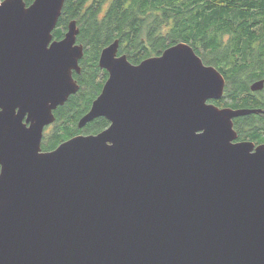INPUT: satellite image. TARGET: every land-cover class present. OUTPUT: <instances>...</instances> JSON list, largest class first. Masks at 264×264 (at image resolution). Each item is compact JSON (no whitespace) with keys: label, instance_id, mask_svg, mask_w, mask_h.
I'll return each mask as SVG.
<instances>
[{"label":"water","instance_id":"95a60500","mask_svg":"<svg viewBox=\"0 0 264 264\" xmlns=\"http://www.w3.org/2000/svg\"><path fill=\"white\" fill-rule=\"evenodd\" d=\"M64 2H0V264H264V144L233 127L264 110L209 103L225 79L189 45L136 65L105 47L77 127H108L42 152L79 90L77 22L52 41Z\"/></svg>","mask_w":264,"mask_h":264},{"label":"trees","instance_id":"16d2710c","mask_svg":"<svg viewBox=\"0 0 264 264\" xmlns=\"http://www.w3.org/2000/svg\"><path fill=\"white\" fill-rule=\"evenodd\" d=\"M24 1L29 6L34 0ZM72 20L79 28L78 44L85 54L96 52V58L116 40L119 54L125 53L135 65L185 43L225 79L223 96L213 102L215 106L264 110V96L249 89L250 84L264 80V0H65L55 39L63 37ZM84 59L79 65L82 75H74L75 80L79 78V90L54 111L55 122L44 137L43 152L78 134H97L109 125L97 118L83 130L77 127L103 85L99 69L93 79H84L88 66ZM84 92L90 97L82 108ZM233 127L238 141L264 144V116L235 119Z\"/></svg>","mask_w":264,"mask_h":264},{"label":"rangeland","instance_id":"374dc122","mask_svg":"<svg viewBox=\"0 0 264 264\" xmlns=\"http://www.w3.org/2000/svg\"><path fill=\"white\" fill-rule=\"evenodd\" d=\"M123 55H126V54L123 53ZM96 57H97V54L94 51L88 52V54L85 55V59L83 60V63H88L87 69L84 72V79L85 80H91V79H93V76H95L97 74V72H98V67H97V59L98 58H96ZM98 76H99V78H101V72L99 73ZM92 89H94V88H92ZM91 92H92V90H91ZM259 93H261V95L264 96V91H261ZM84 96H85V98L82 99V103H81V107L82 108H84V106L86 104V100H88L89 97H90V95L88 97H86L87 96V93L86 92H84ZM51 128H52V126H48L47 130L44 129V131H43V137L46 135V133L48 131L51 130Z\"/></svg>","mask_w":264,"mask_h":264},{"label":"flooded vegetation","instance_id":"af4514ba","mask_svg":"<svg viewBox=\"0 0 264 264\" xmlns=\"http://www.w3.org/2000/svg\"><path fill=\"white\" fill-rule=\"evenodd\" d=\"M56 28H57V26H56ZM67 31V29L65 30V32ZM65 34V33H64ZM64 34H63V37H61L60 39H55L54 38V36H53V38H52V41H60V40H62L63 38H64ZM79 35V34H78ZM78 35H77V37H78ZM76 44H78V42H76ZM110 45V44H109ZM109 45H107V46H109ZM107 46H105V47H107ZM104 47V48H105ZM104 48H102L101 49V51L104 49ZM101 51L99 52V56H98V59H97V65H98V61H99V57H100V54H101ZM86 54H85V52H84V47H83V56H85ZM121 56H123V54H119V46H118V50H117V52H116V57H121ZM83 58V57H82ZM82 58L78 61V64L80 65V61L82 60ZM81 69V71L79 72V73H76V72H73V78H74V75H76L77 77L79 76V75H82V73H83V71H82V68H80ZM87 69V68H86ZM98 69L100 70L99 71V73L101 72V78H99V76H98V80L100 81V82H102L103 83V85L105 84V82H106V80L108 79V73L105 71V70H103V69H101V68H99V66H98ZM76 82L79 84V78L76 80ZM103 85H102V87H103ZM101 90H102V88H101ZM100 93H101V91H100ZM99 93V94H100ZM255 93H258V92H255ZM98 94V95H99ZM97 95V96H98ZM97 96L94 98V100L97 98ZM218 101V100H217ZM93 102V101H92ZM92 102H91V104H92ZM214 101H210L209 103H213ZM67 103V102H66ZM65 103V104H66ZM90 107H91V105H90ZM88 112V111H87ZM86 112V113H87ZM85 113V114H86ZM251 115H258V114H251ZM251 115H247V116H251ZM261 116H264V114H260ZM244 117H246V116H244ZM244 117H240V118H244ZM236 119H239V118H236ZM235 120V119H234ZM94 122V121H93ZM91 124V123H90ZM89 123H88V125H86L83 129H85L86 127H88L89 125H90ZM48 128V127H47ZM47 128H45V130H47ZM82 129V130H83ZM78 135H90V134H86V133H81V134H78ZM78 135H76V136H78ZM45 137V136H44ZM44 137H43V135H42V140H41V146H42V144H43V140H44ZM237 139H238V136H237ZM236 142H242V141H236ZM251 142V141H250ZM252 143H254V145L255 146H257V145H260L259 143H257V142H252ZM43 151V150H42Z\"/></svg>","mask_w":264,"mask_h":264}]
</instances>
